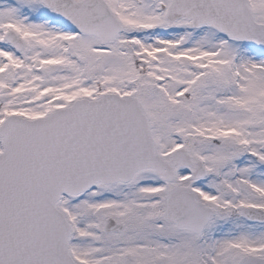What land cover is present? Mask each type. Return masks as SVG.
Returning <instances> with one entry per match:
<instances>
[{
	"label": "snow or ice",
	"instance_id": "6c2138e0",
	"mask_svg": "<svg viewBox=\"0 0 264 264\" xmlns=\"http://www.w3.org/2000/svg\"><path fill=\"white\" fill-rule=\"evenodd\" d=\"M0 264H264V0H0Z\"/></svg>",
	"mask_w": 264,
	"mask_h": 264
}]
</instances>
